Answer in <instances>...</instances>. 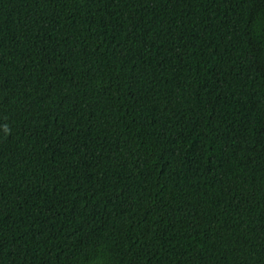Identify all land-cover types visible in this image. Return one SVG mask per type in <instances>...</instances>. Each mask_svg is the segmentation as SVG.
<instances>
[{"label":"trees","instance_id":"trees-1","mask_svg":"<svg viewBox=\"0 0 264 264\" xmlns=\"http://www.w3.org/2000/svg\"><path fill=\"white\" fill-rule=\"evenodd\" d=\"M0 264H264V0H0Z\"/></svg>","mask_w":264,"mask_h":264}]
</instances>
